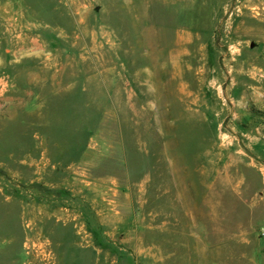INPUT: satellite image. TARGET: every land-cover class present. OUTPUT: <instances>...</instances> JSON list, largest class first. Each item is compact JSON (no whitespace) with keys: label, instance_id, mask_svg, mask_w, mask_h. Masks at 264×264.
<instances>
[{"label":"rangeland","instance_id":"1","mask_svg":"<svg viewBox=\"0 0 264 264\" xmlns=\"http://www.w3.org/2000/svg\"><path fill=\"white\" fill-rule=\"evenodd\" d=\"M0 264H264V0H0Z\"/></svg>","mask_w":264,"mask_h":264}]
</instances>
